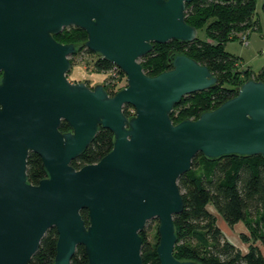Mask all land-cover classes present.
<instances>
[{
    "label": "water",
    "instance_id": "95a60500",
    "mask_svg": "<svg viewBox=\"0 0 264 264\" xmlns=\"http://www.w3.org/2000/svg\"><path fill=\"white\" fill-rule=\"evenodd\" d=\"M192 1L0 0V264H30L53 227V264H71L78 245L87 264H142L139 232L155 218L160 264H201L173 254V219L183 209L177 180L199 153L264 157V82L246 80L215 109L172 122L185 95L217 78L184 54L155 76L139 60L154 43L194 40L185 21ZM67 27L84 30L82 46L123 71L124 88L110 96L103 84L67 79L80 48L54 38ZM62 121L70 130L60 131ZM99 127L112 132V149L73 167ZM30 152L46 173L37 184L27 180Z\"/></svg>",
    "mask_w": 264,
    "mask_h": 264
},
{
    "label": "trees",
    "instance_id": "16d2710c",
    "mask_svg": "<svg viewBox=\"0 0 264 264\" xmlns=\"http://www.w3.org/2000/svg\"><path fill=\"white\" fill-rule=\"evenodd\" d=\"M262 9L264 11V2ZM254 12L255 0H194L186 3L185 21L197 30L194 40L154 43L151 51L139 60L144 73L155 76L171 67L169 58L172 55L184 54L206 65L217 78L210 88L185 95L174 106L170 114L174 124L186 118L197 119L201 113L215 109L235 96L246 80L264 82V66L258 74H253L249 69L234 72L233 65L237 66V58L225 50V44L239 34L260 29L258 22L253 20ZM54 38L60 43L80 46L70 60L81 53L96 54L82 46L86 33L80 28H64ZM93 65L104 72L115 69L112 63L99 55ZM231 80L238 84H232ZM184 103L188 105L181 109L179 106ZM129 107H123L126 115L129 114ZM59 129L62 132L70 130L65 121H62ZM112 145V132L99 127L92 142L79 157L71 161V165L78 169L98 162L112 149ZM26 174L32 184H37L46 176L40 157L33 152L27 157ZM177 184L183 209L173 219L177 236L173 251L176 258L201 264H264L259 246L264 247V157L259 154H233L208 159L199 153L193 158L191 168L178 178ZM207 204L229 227L239 222L244 224L247 232L240 234V239L247 244V251L242 252L225 237L214 214L206 208ZM80 214L88 223L87 210L82 209ZM139 234L142 239V264H160L156 254L157 243L151 245L145 228ZM56 241L57 232L53 227L41 239L30 264H53ZM71 264H87L82 245L76 247Z\"/></svg>",
    "mask_w": 264,
    "mask_h": 264
},
{
    "label": "rangeland",
    "instance_id": "374dc122",
    "mask_svg": "<svg viewBox=\"0 0 264 264\" xmlns=\"http://www.w3.org/2000/svg\"><path fill=\"white\" fill-rule=\"evenodd\" d=\"M264 0H255V12L253 14V20L257 21L260 25L259 30H248L241 33L236 38L228 41L225 44V50L237 58V66L233 65V71L252 70L253 74H258L260 68L264 65V11L262 4ZM200 36H204L203 33H199ZM243 35H245L243 39ZM86 40V39H85ZM98 57L96 54L81 53L71 58V69L67 72L66 77L70 82L82 81L88 87L92 88L95 84H103L110 96L114 95L118 90L124 88L127 85L126 75L119 68L111 70L109 72L97 70L93 62ZM232 77V76H231ZM232 84H238L231 80ZM188 103H184L179 106L184 108ZM178 111V110H177ZM128 117L134 115L135 110L133 107H129ZM178 114V113H177ZM206 208L214 214L216 222L221 231H224V235L229 240L237 243L240 246L242 252L247 251V244L240 239V229L244 228V224L238 223L234 227L227 228V224L221 219L215 209L207 204ZM158 220L152 219L145 225L146 236L152 246L158 242ZM261 251L264 252V247L259 244Z\"/></svg>",
    "mask_w": 264,
    "mask_h": 264
},
{
    "label": "crops",
    "instance_id": "0c3cea01",
    "mask_svg": "<svg viewBox=\"0 0 264 264\" xmlns=\"http://www.w3.org/2000/svg\"><path fill=\"white\" fill-rule=\"evenodd\" d=\"M263 66H264V65H263ZM261 68H262V67H261ZM261 68H260V69H261ZM251 71H252V70H251ZM239 223H241V222H239ZM237 224H238V223H237ZM237 224H235L234 226H236ZM242 225H243V223H242ZM234 226H233V227H234ZM227 228H230V227L227 225ZM244 228L246 229L245 226H244ZM222 232H223V234H224V231H222ZM239 232L246 233V232H247V229H246V231H244L243 229H240ZM225 237L228 239V237H227L226 235H225ZM228 240H229V239H228ZM229 241L232 242L236 247H238L239 249H241L240 246H239L237 243L234 242V240H233V241L229 240ZM260 249H261V248H260ZM262 254H263V257H264V252H263V251H262Z\"/></svg>",
    "mask_w": 264,
    "mask_h": 264
},
{
    "label": "built area",
    "instance_id": "2783aa9c",
    "mask_svg": "<svg viewBox=\"0 0 264 264\" xmlns=\"http://www.w3.org/2000/svg\"><path fill=\"white\" fill-rule=\"evenodd\" d=\"M244 37H245V35H243V39H244ZM117 68H118V67L115 66V69H113V70H116Z\"/></svg>",
    "mask_w": 264,
    "mask_h": 264
},
{
    "label": "flooded vegetation",
    "instance_id": "af4514ba",
    "mask_svg": "<svg viewBox=\"0 0 264 264\" xmlns=\"http://www.w3.org/2000/svg\"><path fill=\"white\" fill-rule=\"evenodd\" d=\"M82 82V81H81Z\"/></svg>",
    "mask_w": 264,
    "mask_h": 264
}]
</instances>
